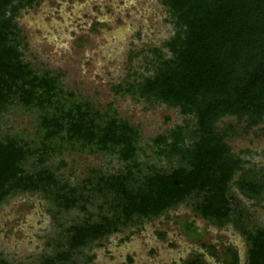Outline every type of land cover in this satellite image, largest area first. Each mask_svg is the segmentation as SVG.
I'll return each mask as SVG.
<instances>
[{
	"label": "trees",
	"instance_id": "obj_1",
	"mask_svg": "<svg viewBox=\"0 0 264 264\" xmlns=\"http://www.w3.org/2000/svg\"><path fill=\"white\" fill-rule=\"evenodd\" d=\"M40 1L0 0V120L19 107L34 115L35 126L27 136L0 131V205L16 193H38L56 224L62 225L61 213L77 215L38 262L0 256V264H79L77 256L94 241L181 204L217 227L232 225L246 241V264H264V223L250 225L240 199L262 205L264 166L245 157L248 149L235 153L229 144L264 121V0H161L172 34L147 48V73L113 86L148 106L179 112V122L147 137L111 102L102 108L78 96L59 73L24 58L16 19ZM225 117L234 123L219 124ZM65 153L118 164L89 168L71 181L59 173L63 157L50 163ZM185 228L195 230L192 222ZM227 251L232 260L224 264H237V251ZM181 264L208 263L194 253Z\"/></svg>",
	"mask_w": 264,
	"mask_h": 264
},
{
	"label": "rangeland",
	"instance_id": "obj_2",
	"mask_svg": "<svg viewBox=\"0 0 264 264\" xmlns=\"http://www.w3.org/2000/svg\"><path fill=\"white\" fill-rule=\"evenodd\" d=\"M24 58L36 69L60 74L65 89L106 108L112 103L118 114L138 124L143 137L162 132L181 116L163 105L148 106L143 100L115 93L113 86L134 72L147 73L148 47L161 46L173 31L161 0H41L21 11L16 19ZM166 116L169 120H166ZM34 115L19 107L10 108L0 120V131L27 136L34 131ZM225 117L219 124L234 123ZM240 127V126H239ZM232 151L249 152L252 164L264 166V121L246 134L229 140ZM66 166L59 173L71 181L89 168L113 169L117 160L106 163L98 155L65 153ZM251 216L249 224L264 223V202L252 206L240 197ZM47 201L38 193H16L0 205V256L10 263L38 262L41 255L54 249L62 225H68L76 211L57 215L58 225L47 211ZM54 210V209H53ZM97 209H95L96 211ZM186 222L195 226L193 232ZM128 236L127 239L124 237ZM52 243V242H51ZM207 246H213L208 249ZM237 251L239 262L246 264L247 245L232 225L217 227L181 204L167 216L144 221L94 241L77 256L79 264H181L199 253L208 264L231 262L227 251ZM92 256L90 261L87 257Z\"/></svg>",
	"mask_w": 264,
	"mask_h": 264
}]
</instances>
